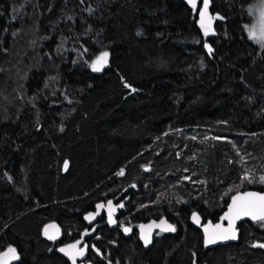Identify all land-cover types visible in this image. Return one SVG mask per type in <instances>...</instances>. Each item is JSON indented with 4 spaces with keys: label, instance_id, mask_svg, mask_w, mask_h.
Masks as SVG:
<instances>
[{
    "label": "trees",
    "instance_id": "1",
    "mask_svg": "<svg viewBox=\"0 0 264 264\" xmlns=\"http://www.w3.org/2000/svg\"><path fill=\"white\" fill-rule=\"evenodd\" d=\"M257 1L209 0L205 35L203 4L182 0H0V252L67 264L56 245L133 185L118 221L163 216L176 233L143 250L103 227L91 262L264 264L260 222L210 250L188 224L191 213L215 221L235 192L264 191V47L245 28ZM49 222L56 242L41 234Z\"/></svg>",
    "mask_w": 264,
    "mask_h": 264
},
{
    "label": "snow or ice",
    "instance_id": "2",
    "mask_svg": "<svg viewBox=\"0 0 264 264\" xmlns=\"http://www.w3.org/2000/svg\"><path fill=\"white\" fill-rule=\"evenodd\" d=\"M189 3L192 5L193 9L197 7V0H189ZM208 7L209 0H203V8L200 10V27L204 30V34L208 35L211 28V21L215 17L208 15ZM249 14L253 17V22L250 25H245V28L248 31V37L251 40L256 41L261 46H264V0H258L257 5L249 8ZM207 47V45H206ZM209 53H211L212 49L208 48ZM108 53L104 52L101 56L97 57V59L92 63L91 67L93 71H100L104 64L107 63ZM125 87H130L129 85H125ZM132 91H136V89H132ZM65 169H67L68 162L65 161ZM147 170V169H146ZM119 175H123V170L119 173ZM244 181L248 183H253V179L245 175L242 178ZM259 182L264 183V176L259 177ZM103 204H98L97 209L103 208ZM123 207V204L120 205ZM112 201H108V216L109 222L114 223L112 220V212H113ZM96 214H99L98 212ZM242 217H250L253 221L260 222L262 226H264V194L254 193V192H245L243 194H237L232 197V202L228 206V212L225 213L222 219L228 221V227L224 228L221 224H217L214 227L209 225L204 228L205 232V244H213L217 242V240H228V239H236V234L234 231V222ZM94 218L93 214H89V216L85 217V219ZM192 219L194 222L199 223V217L193 214ZM156 227L161 228V231H175V227L167 224L166 221H161L159 225H155ZM48 227H54L50 225ZM141 229L144 228L143 225L140 226ZM151 227V226H149ZM125 232H129L130 229L125 228ZM45 234L48 235V229H45ZM87 235V233H85ZM145 244L147 245L150 241L147 235L142 234L141 237ZM49 239H55L54 236H49ZM80 242L77 241V244H72L67 246V248H61L60 251L65 253V255L69 256L72 259L73 264H75V260L77 256H83V249H78L77 245ZM254 247L264 248V244H256ZM98 251V250H97ZM14 248L9 247L7 252L0 254V260H3L5 257H11L15 259ZM3 264H7V261L4 260Z\"/></svg>",
    "mask_w": 264,
    "mask_h": 264
},
{
    "label": "water",
    "instance_id": "3",
    "mask_svg": "<svg viewBox=\"0 0 264 264\" xmlns=\"http://www.w3.org/2000/svg\"><path fill=\"white\" fill-rule=\"evenodd\" d=\"M203 0H197V7L196 9H193L192 5L189 3V0H182L183 4L185 5V7L191 11V12H196L199 8V6L201 5ZM207 44H204V47L207 49L206 47ZM128 187H133V185H130ZM128 187H126L123 192L127 191ZM245 192H254V193H261V194H264V191L263 192H259V191H254V190H244V191H238V192H235L234 194H232L228 201H227V204L225 206V209L223 210V212L219 215V217L217 218L216 222L212 223L210 221H205L204 223H201L200 219H199V223H196L194 222V220L192 219L193 217V214H195L196 216H198L196 213H192L190 216H189V223L195 227L201 234V245H202V248L203 250H206V249H211V248H215L217 246H222V245H226V244H234L237 242V236H238V230H237V225H239L240 223L242 222H257V221H253L250 217H242L241 219H238L234 222V231H235V234H236V239H228V240H217V242L213 243V244H208L206 245L205 244V232H204V228L206 226H215L217 224H221L224 228H227L228 227V221L227 220H224L222 219V217H224L225 213L228 212V206L231 204L232 202V197L237 195V194H243ZM115 201L112 200V202ZM98 204H103L102 202H99L97 204L94 205V208H93V211H90V212H87L85 214L82 215V221L83 223L86 225V227H91L90 229H84L82 230L78 237L71 241V242H68V243H65V244H62V245H59L56 247V254L61 257L62 259H64L67 264H73V261L72 259L69 258V256L65 255V253L61 252L60 249L61 248H67V246L69 245H72V244H77V241H79L80 243L77 245V248L78 249H83V252H84V255L83 256H77L76 257V260H75V264H93L89 261H86V257H87V254H88V248L89 246L87 245V243L85 242L86 240L92 238L94 236V232H95V227H94V223L95 221L100 217L102 211H105V216H106V221L109 222V216H108V201L103 204L104 207L103 208H100V209H97V205ZM119 207L118 206H113V212H112V219L114 217L117 216V209ZM99 213V214H96V213ZM93 214L94 218L92 219H85V217L89 216V214ZM166 221L165 218H160L158 220H149L145 223H139L136 227V230L138 232V240L141 244V246L143 247V249H146L147 247L150 246L151 244V239H152V236L155 232L159 231V232H163V233H166V234H170L172 233V231H161V228L159 227H156L155 225H159L161 221ZM167 224H170L169 222L166 221ZM50 225H53L54 227H48ZM141 225L144 226L143 229H141ZM171 225V224H170ZM151 226V227H149ZM48 229V235L45 234V229ZM124 231V230H123ZM87 233V235L85 234ZM124 233L126 234L127 232L124 231ZM41 234L43 236V238H45L46 240L50 241V242H55L59 239L60 237V228L59 226L54 223V222H49L47 224H45L43 227H42V230H41ZM142 234L144 235H147L148 238H149V243L146 245L144 240L141 238L142 237ZM49 236H54L55 239H49ZM4 252H7V250L5 251H2L0 252V254L4 253ZM15 257H16V253H15ZM6 260L7 261V264H15L17 262V257L15 259H12L10 256L9 257H5L3 258V260H0V264H3V261Z\"/></svg>",
    "mask_w": 264,
    "mask_h": 264
},
{
    "label": "flooded vegetation",
    "instance_id": "4",
    "mask_svg": "<svg viewBox=\"0 0 264 264\" xmlns=\"http://www.w3.org/2000/svg\"><path fill=\"white\" fill-rule=\"evenodd\" d=\"M128 186H130V185H128ZM128 186H126V187H128ZM126 187H125V188H126ZM125 188H123V189L120 190L119 192L115 193L114 195H112V196H110V197H108V198H105L104 200H101V201H98V202L95 203V204H97V203H99V202H102L103 204H105L107 201H112V200L115 199V201L112 202V205H113V206H118L119 208L117 209V216L114 217V218L112 219V220L114 221V223H110V222H107V221H106L105 211H102L100 217L95 221V223H94V227H95L96 229H95V232H94V236H93L92 238H90V239H88V240L85 241V242L87 243V245L89 246V248H88V254H87V257H86V261L91 262V261L88 259V255H89V252L92 251V249H93V248H91V247H92V243H93L94 240H96V238H99V237H98V236H99V230L102 229L103 227L106 228L108 231H111V230H114V229H115L116 232H117L119 235H121L122 238H125V239L129 238L131 235H134V237H135L137 243H138V244L140 245V247L143 249V247L141 246V244H140V242H139V240H138V232H137V230H136V227H137V225H138L139 223H145V222H147V221H149V220H151V219H148V220H145V221H142V222H137V223L134 224V226L129 225V223H125L126 221H125V222L123 221V223H121L120 220L118 221V218L120 217V213H122V211H124V206H125L126 202L129 201V189H133V187H131V188L128 187L127 191L123 192V190H124ZM95 204H94V205H95ZM121 204H123V207H120ZM94 205H93V207H92V209H91L90 211H93ZM90 211H88V212H90ZM86 213H87V212H86ZM84 214H85V213H84ZM191 214H192V213H191ZM191 214H190V215H191ZM190 215H189V216H190ZM197 215H198V214H197ZM189 216H188V224H189L192 228H194L196 231H198L195 227H193V226L189 223ZM198 217H199V216H198ZM218 217H219V216H218ZM218 217H217V218H218ZM160 218H165V217L162 216V217H159V218H157V219H153V220H158V219H160ZM165 219H166L167 222H169L172 226L175 227V231H172V233H170V234H166V233L159 232V231L155 232V233L153 234V236H152L150 246L147 247L146 249L150 248L151 245H152V243H154V242H155L156 240H158L159 238H162V236H172V235H174V234L176 233V226H175V224H173L172 222H170L167 218H165ZM199 219H200V217H199ZM81 220H82V217H81ZM216 220H217V219H216ZM216 220L213 221V222L210 221V220H208V221L214 223V222H216ZM200 221H201V223H204V222L207 221V220L202 221V220L200 219ZM245 222H246V221H245ZM250 223H251V222H250ZM82 224H83V228L81 229V231L84 230V229H90V228H91V227H86V225L83 223V221H82ZM101 224H102V225H101ZM240 224H241V223H240ZM238 226H239V225H237L238 236H239V229H238ZM125 228L130 229V231L127 232L126 234H125L124 231H123ZM60 231H61V230H60ZM81 231H80V232H81ZM80 232H79V233H80ZM198 232H199V231H198ZM79 233H78V235H79ZM60 234H61V232H60ZM199 234H200V232H199ZM78 235H77V237H78ZM238 236H237V241H238ZM77 237H75L73 240H75ZM200 238H201V234H200ZM73 240H71V241H73ZM71 241H68V242H71ZM55 242H56V241H55ZM68 242H65V243H68ZM65 243H58V244L56 245V247L59 246V245L65 244ZM234 244H235V243H234ZM226 245H228V244H226ZM222 246H224V245H222ZM201 247H202V245H201ZM146 249H143V250H146ZM202 249H203V248H202ZM211 249H213V248H211ZM206 250H210V249H206ZM107 256H108V253L106 252V254H102L101 257H100V255H98V258H99L100 260H104L106 264H120V263H118V262H112V261H110L108 258H106ZM91 263H93V262H91ZM93 264H95V263H93ZM195 264H196V263H195Z\"/></svg>",
    "mask_w": 264,
    "mask_h": 264
},
{
    "label": "rangeland",
    "instance_id": "5",
    "mask_svg": "<svg viewBox=\"0 0 264 264\" xmlns=\"http://www.w3.org/2000/svg\"><path fill=\"white\" fill-rule=\"evenodd\" d=\"M257 3H258V1H257L256 3H254L251 7L257 5ZM202 4H203V2H202L201 5H200L201 7L199 6L200 8H202ZM249 8H250V7H249ZM249 17H250V20H251V21H250V24H251V23L253 22V17H252L250 14H249ZM250 24H249V25H250ZM247 36H248V31H247ZM250 40H251V39H250ZM251 41H253L254 43H256V44H257L258 46H260V47H264V46H261L259 43H257V42L254 41V40H251ZM26 50H28V46H27V49H26ZM25 52H26V51H25ZM25 52H24V54H25ZM24 54H23L22 56H24ZM21 64H22V63H20L19 68H21ZM16 74H17V73H16ZM16 95H18V94H16ZM17 99L19 100V102H22L20 95L17 96ZM121 170H123V174H124V173H125V169H121ZM120 172H121V171H120ZM120 172L117 173L118 176H121V175H119ZM6 179L8 180L7 177H6ZM120 222L123 223V221H121V220H120ZM124 222H125V221H124ZM125 223H126V222H125Z\"/></svg>",
    "mask_w": 264,
    "mask_h": 264
},
{
    "label": "bare ground",
    "instance_id": "6",
    "mask_svg": "<svg viewBox=\"0 0 264 264\" xmlns=\"http://www.w3.org/2000/svg\"><path fill=\"white\" fill-rule=\"evenodd\" d=\"M203 2V1H202Z\"/></svg>",
    "mask_w": 264,
    "mask_h": 264
}]
</instances>
